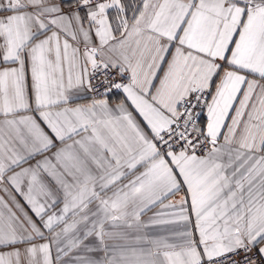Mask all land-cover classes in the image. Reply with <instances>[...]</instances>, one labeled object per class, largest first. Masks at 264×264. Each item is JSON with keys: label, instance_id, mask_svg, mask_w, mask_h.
I'll list each match as a JSON object with an SVG mask.
<instances>
[{"label": "snow or ice", "instance_id": "1", "mask_svg": "<svg viewBox=\"0 0 264 264\" xmlns=\"http://www.w3.org/2000/svg\"><path fill=\"white\" fill-rule=\"evenodd\" d=\"M0 193V264H264V0H0Z\"/></svg>", "mask_w": 264, "mask_h": 264}, {"label": "crops", "instance_id": "2", "mask_svg": "<svg viewBox=\"0 0 264 264\" xmlns=\"http://www.w3.org/2000/svg\"><path fill=\"white\" fill-rule=\"evenodd\" d=\"M0 195H2V193H0ZM178 197H173V199H177Z\"/></svg>", "mask_w": 264, "mask_h": 264}]
</instances>
